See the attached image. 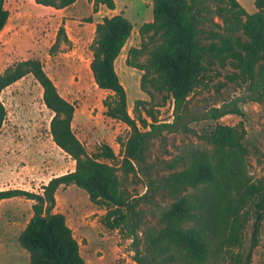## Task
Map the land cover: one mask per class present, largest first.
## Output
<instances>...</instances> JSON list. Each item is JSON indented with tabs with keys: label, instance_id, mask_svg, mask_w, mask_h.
<instances>
[{
	"label": "trees",
	"instance_id": "16d2710c",
	"mask_svg": "<svg viewBox=\"0 0 264 264\" xmlns=\"http://www.w3.org/2000/svg\"><path fill=\"white\" fill-rule=\"evenodd\" d=\"M33 1L59 9L76 0ZM116 1L90 0L94 13L100 5L114 10ZM151 3L152 20L138 29L140 46L130 47L125 58L126 65L142 71L139 87L150 96L149 101H134L133 115L128 111L126 90L115 69V60L131 35V21L122 12L103 16L96 22L89 44L93 81L98 88L109 91L101 100L104 114L129 128L125 142L117 140L122 147L119 164L108 162L115 159L116 153L106 143L92 154L87 152L71 126L73 103L58 92L40 59H22L0 72V128L6 118L2 91L31 74L42 88L44 105L53 112L51 138L74 161L73 170L51 177L42 192L0 190V201L18 197L33 202L32 215L17 237L20 247L29 253L28 264H86L65 215L54 211L56 191L64 186L83 189L90 202L106 210L105 226H126L136 240L140 217L136 205L140 199L150 197L144 193L133 199L124 180L131 172L136 175L138 168L143 172L152 134L174 125L158 123L154 109L170 98L174 117L185 114L190 93L210 65L228 61L243 78L250 79L255 89L264 90V0H254L253 13H248L238 0ZM8 18L5 0H0V32ZM59 36L69 41L63 25L49 53L58 51ZM142 56L146 59L141 60ZM155 92L161 93V103H151ZM228 113L241 114L236 105L226 104L211 109L208 115L217 119ZM245 135L242 121L236 125L217 123L201 135L203 146L185 147L162 159L167 173L148 179L149 190L159 191L170 200L159 210L156 226L144 230V248L133 255L137 264H210L220 252L240 246L248 217L254 215L252 242L244 262L250 264L264 212V178L253 179L247 170Z\"/></svg>",
	"mask_w": 264,
	"mask_h": 264
},
{
	"label": "rangeland",
	"instance_id": "374dc122",
	"mask_svg": "<svg viewBox=\"0 0 264 264\" xmlns=\"http://www.w3.org/2000/svg\"><path fill=\"white\" fill-rule=\"evenodd\" d=\"M238 2L248 13L256 10L254 0ZM5 7L9 18L0 32V72L22 59H40L58 92L73 103L75 111L71 126L87 152L92 154L106 143L116 153L115 159L108 162L119 164L122 147L117 140L125 142L129 128L122 121L104 114L101 100L109 91L98 88L93 81L89 69L92 57L89 44L95 24L103 16L122 12L131 21L132 32L115 60V69L126 90L128 111L133 115L134 101H149L150 96L139 87L142 71L126 65L125 58L130 47L140 46L139 27L152 20L151 0H118L115 10L102 6L96 13L92 11L90 0H78L66 10L67 17H62L56 8L35 4L33 0H5ZM62 25L69 41L64 42L59 36L58 51L49 53ZM145 59L146 56L141 57V60ZM1 99L6 118L0 128V190L18 188L42 192V186L51 177L74 168L71 157L51 138L49 123L53 112L44 105L42 88L31 74L6 87ZM151 103H161V93L155 92ZM226 104L236 105L241 114L228 113L217 119L208 115L211 109ZM154 112L158 123L174 125L152 134L143 172L138 168L136 175L131 172L124 180L133 199L144 193L150 197L140 199L136 205L140 212L136 240L126 226L121 229L105 226L106 210L90 202L83 189L69 185L56 191L54 211L65 215L86 264H137L133 255L144 248V230L156 226L159 210L170 200L159 191L151 192L148 179H158L167 173L162 159L174 156L185 147L203 146L201 135L217 123L236 125L243 122L249 150L247 170L253 179L264 178V90L255 89L250 79L243 78L232 63L215 62L208 67L202 81L188 97L186 113H178V119L174 117L170 98L164 104H158ZM27 201L30 200L16 198L0 202V264L29 262V253L20 247L17 239L31 214ZM250 209L252 212L254 206ZM254 219V215L248 217L240 246L227 253L220 252L210 264H244L252 242ZM250 264H264V212L256 246L251 249Z\"/></svg>",
	"mask_w": 264,
	"mask_h": 264
},
{
	"label": "crops",
	"instance_id": "0c3cea01",
	"mask_svg": "<svg viewBox=\"0 0 264 264\" xmlns=\"http://www.w3.org/2000/svg\"><path fill=\"white\" fill-rule=\"evenodd\" d=\"M77 1H78V0H76L74 3H72V4L69 5V6H66V7H64V8L55 9V10H57V11L59 10V11L62 13V17H64V16L67 17V14L65 13L66 10H67L68 8H70V6H73ZM117 1H118V0H117ZM117 1H116V2H117ZM102 6H103V5H100V6H99V9L102 8ZM114 10H115V9H114ZM67 20H68V19H67ZM67 20H66V21H67ZM2 92H3V91H2ZM16 198H18V197L9 198V199H6V200H7V201H8V200H14V199H16ZM1 201H2V200H1ZM1 201H0V202H1ZM27 202L30 204V207H31L32 201H27ZM31 215H32V211H31L30 216H31ZM30 216H29V218H30ZM29 218H28V219H29ZM28 219H27V221H28ZM27 221L24 223V226L26 225ZM24 226H23V228H24Z\"/></svg>",
	"mask_w": 264,
	"mask_h": 264
}]
</instances>
